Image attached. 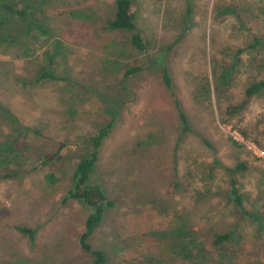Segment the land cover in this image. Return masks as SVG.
<instances>
[{"label":"rangeland","instance_id":"rangeland-1","mask_svg":"<svg viewBox=\"0 0 264 264\" xmlns=\"http://www.w3.org/2000/svg\"><path fill=\"white\" fill-rule=\"evenodd\" d=\"M113 11V0H0V264H91L88 210L67 193L109 121L92 179L114 206L88 239L105 264H264V92H244L264 77V46L249 47L264 39V0H134L144 51L107 27ZM238 163L261 224L229 200Z\"/></svg>","mask_w":264,"mask_h":264},{"label":"trees","instance_id":"trees-1","mask_svg":"<svg viewBox=\"0 0 264 264\" xmlns=\"http://www.w3.org/2000/svg\"><path fill=\"white\" fill-rule=\"evenodd\" d=\"M114 1V11L113 15L108 19L107 27L110 30H125L129 33V43L130 45L137 49L138 51H144L147 48L148 40L144 38L142 33L137 29L134 21V15L131 12L134 0H113ZM4 7L10 12L18 14L21 18H26V12L24 10L16 9L14 6L4 5ZM43 28V26H41ZM40 29V28H39ZM3 35V33L1 34ZM9 36V35H7ZM19 40H11L10 42H17ZM258 46H264V39L258 36H254L249 47L255 48ZM54 54H49L52 57ZM139 68H130L126 70L127 74L134 73ZM161 78L163 84L171 91L173 89L172 78L169 70L165 66L160 67ZM40 76L38 79H60L53 69L49 70H39ZM246 96L259 95L264 92V77L252 82L245 89ZM179 119L185 130H189L186 122V117L184 113L179 110ZM111 121L107 122L103 127H101L95 135H92L89 139L91 142V150L87 154L81 157L75 166L72 173L70 189L67 193L68 198H72L81 203L87 210L88 213L84 220V230L80 235L79 243L83 250L89 252L92 256L91 264H105L107 261V255L104 250L100 248L93 247L88 239L91 234L102 224L106 212L114 206V202L110 200L107 196L106 190L99 183L92 179V173L95 170L96 162L98 159L99 149L108 136L109 129L111 127ZM59 152L53 154L45 155L42 159V164L46 165L55 160V157ZM244 165L238 163L232 168H227L230 174L229 181V200L232 206L238 210L246 218L253 220L257 224H261V217L247 209L244 204L243 195L241 194L237 181L233 176V173L239 170H243ZM44 179L48 185H54L58 178L52 172L46 173ZM19 230L23 233L29 235L30 238L34 237V231L19 227ZM233 231H227L223 233H216L213 237V245H225L233 237Z\"/></svg>","mask_w":264,"mask_h":264}]
</instances>
